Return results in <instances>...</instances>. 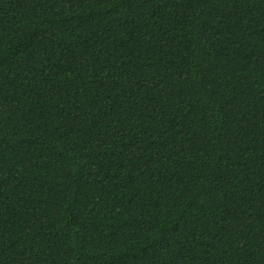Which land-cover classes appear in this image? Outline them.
Segmentation results:
<instances>
[{"label":"trees","instance_id":"16d2710c","mask_svg":"<svg viewBox=\"0 0 264 264\" xmlns=\"http://www.w3.org/2000/svg\"><path fill=\"white\" fill-rule=\"evenodd\" d=\"M0 264H264V0H0Z\"/></svg>","mask_w":264,"mask_h":264}]
</instances>
